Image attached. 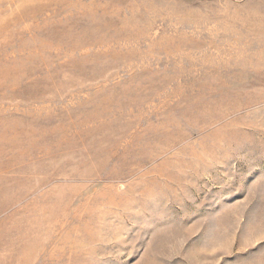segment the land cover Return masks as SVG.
Returning a JSON list of instances; mask_svg holds the SVG:
<instances>
[{
    "label": "rangeland",
    "instance_id": "obj_1",
    "mask_svg": "<svg viewBox=\"0 0 264 264\" xmlns=\"http://www.w3.org/2000/svg\"><path fill=\"white\" fill-rule=\"evenodd\" d=\"M0 264H264V0H0Z\"/></svg>",
    "mask_w": 264,
    "mask_h": 264
}]
</instances>
